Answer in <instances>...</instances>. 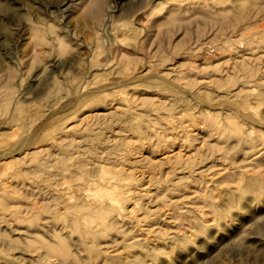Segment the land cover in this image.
I'll return each mask as SVG.
<instances>
[{"label": "rangeland", "instance_id": "obj_1", "mask_svg": "<svg viewBox=\"0 0 264 264\" xmlns=\"http://www.w3.org/2000/svg\"><path fill=\"white\" fill-rule=\"evenodd\" d=\"M106 148L95 178H154L86 236ZM0 187V264H264V0H0Z\"/></svg>", "mask_w": 264, "mask_h": 264}, {"label": "bare ground", "instance_id": "obj_2", "mask_svg": "<svg viewBox=\"0 0 264 264\" xmlns=\"http://www.w3.org/2000/svg\"><path fill=\"white\" fill-rule=\"evenodd\" d=\"M97 1L104 3V0H97ZM67 7H68V5H67ZM102 7L100 8V6L97 5L98 11H97L96 17H98V18L103 13ZM244 18L245 17H241L240 19H238L237 22L242 21ZM174 22H175V18H171L170 23H174ZM175 24L176 23L171 24V26H168V28L174 27ZM249 25L250 24H246L247 30L249 29ZM168 28L166 29V32L168 31ZM237 30L240 31L239 29H237ZM233 32H235V30H233L232 33ZM241 33H243V31H241ZM232 37H233L232 34L225 36V38H227V39L232 38ZM210 56H211V54H205L202 56L201 59H203V60L210 59ZM201 59H200V61H201ZM198 64H199V62H198ZM197 82L199 85L203 84V85H207V86H211L214 84V80L210 77L200 79ZM194 123H196V119H194ZM112 126L113 125H111V126L109 125V130L113 129ZM169 128L171 130H175L174 127H169ZM191 130H192V132H196L197 128H195V126H193ZM174 134L177 135V133H174ZM174 139H175V137H173V134H172L170 140L173 141ZM108 141H109L108 139L103 138V143L104 142L107 143ZM51 145L53 147H56V150H58V151H61V149H63V146H64L63 143L59 144L57 140L52 141ZM109 145H111V144H109ZM87 151H90V150H87ZM80 152H84V151H80ZM80 152H79V154H80ZM103 152L107 153V148L105 149V151L102 150L101 154H98V155H97V153H94V152L92 154H88V155L83 154L82 157H84L85 159L75 162L76 165H78L79 172L83 175V178H82V181L75 186L76 190L78 191L77 199L79 201H77L76 204H74V205H76V207H84L85 214L88 216L87 220L91 219V216H93L95 218L94 225L89 226L91 230L88 229L85 232L86 236L95 235L94 230L106 225L105 214L108 210H111V211L117 213L119 216H122L121 211H123L124 209H127V207L124 204L126 202V200L131 199L133 196H138V194H147L148 191L143 190V189L147 188V186L150 184V182L154 178L152 173H150V172L145 173L144 171H139V170H137V171H139V174L136 177L107 176V177H104L102 179L95 178V177L101 176L99 174H101L102 171H104V169H106L105 167L108 166L107 163H105V160L103 158L104 157L102 155ZM158 152H159L158 153V155H159L158 160L159 161H163L166 164L173 163V162L183 163V161H185L188 158V156H189L188 153L191 152V149L189 148V146L182 145V144H179L178 148H170L167 145H162L159 148ZM62 153H63V151H62ZM90 155H92L93 157H89ZM72 160H74L73 157H72ZM36 164H38V167L40 168L41 171H42V169L45 171V173H44L45 176L43 178L44 183L42 181L38 185V188L41 190L45 189L49 192H52L54 190L53 188L55 187V185H54V187L50 186L52 176L61 178L62 175L61 174H55V175L51 174L49 166H43L42 165V167H41V163L39 161H37ZM142 181H144V182L140 185H139V183H137V182H142ZM138 185H139V187L142 186L143 188L142 189L136 188V187H138ZM1 188H3V187H0V190H3ZM56 190L59 191L58 188ZM64 190L65 189L63 187H61L60 188V191H61L60 194H63V195L69 194L68 192H65ZM67 190H69V188H67ZM71 199H73V198L65 197V201H64L65 204L70 205V203L72 202ZM62 205L65 206L63 204V201H61V206ZM131 205H133V204H131ZM128 211H129V209H128Z\"/></svg>", "mask_w": 264, "mask_h": 264}]
</instances>
